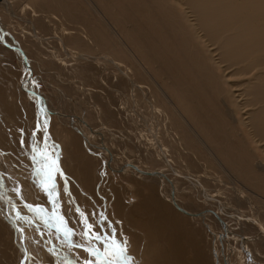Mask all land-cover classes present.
Listing matches in <instances>:
<instances>
[{"label": "bare ground", "instance_id": "obj_1", "mask_svg": "<svg viewBox=\"0 0 264 264\" xmlns=\"http://www.w3.org/2000/svg\"><path fill=\"white\" fill-rule=\"evenodd\" d=\"M16 7L23 11L22 16L17 17L19 23L25 22L20 33L29 31L35 41H43L44 34H54L50 38H55V46L44 57L45 64L50 66L47 70L52 69L49 72L60 76L62 65L72 59L80 65L71 74L90 71L97 74L98 66L111 73L116 85L128 92L120 106L128 113L146 146L148 166L113 155L111 140L107 148L88 138L91 124L84 115L88 113L94 123L103 124L112 122L110 119L119 112L118 108L113 111L114 104L105 101L107 98H101L100 105L92 101L100 115L92 116L93 109L83 110L81 124H73L74 131L80 135L68 134H72L68 144L72 151L63 144L65 156L60 162L71 189L80 192H90L99 171V159L93 158L85 146L101 147L109 157L110 170L118 169L117 162L113 164L117 158V161L122 160V166L118 164V167L124 166V171L162 179L166 189L154 180L152 189L143 188L146 199L125 206L118 203L111 216L113 220L108 219L130 242V254L139 264H209L210 261L206 262L209 256L199 251L202 248L193 249L189 243L187 249L192 250L193 256L189 261L184 260L179 241L184 236L183 231L194 232L195 222L190 223L187 215L197 213L189 207L196 205L195 202L215 208L226 219L235 220L242 231L249 230L248 225L244 227L248 222L257 236L264 239V0H0L3 13H0V34L5 37L0 49L13 50L23 63L24 72L13 94L0 85V157L3 158L4 152L3 165L6 161L12 164L9 173L18 178L15 180L18 183L26 167L14 159L23 153L22 163L25 158L33 162L31 156L24 154L32 146L21 144L14 131L11 132L15 127H10V131L8 123L5 124L7 118L21 120L17 102L23 107L25 98L19 84L40 109L46 107L32 87V61L26 57L27 52L36 59L33 61L36 66L44 62L38 58L41 52L34 41L24 39L21 45V39L17 40L19 33H15L12 22ZM103 74L106 73L101 72L100 81L104 80ZM36 79L41 80L40 76ZM106 81L109 82L108 77ZM75 103L81 110L85 108L83 102ZM61 112L54 110L53 118L64 119ZM52 115L48 116L47 132L55 134V126L63 124L52 120ZM61 130L55 135L63 141L67 134ZM107 133L111 139L114 137L110 130ZM163 168L178 174L174 187L169 188L171 182H167L165 174L159 173ZM4 178L0 181L7 183L8 179ZM181 179L187 180L184 190L197 193L187 204L180 203L179 197L173 194ZM31 180L32 197L38 198L41 187L34 178ZM211 184L218 188L217 194L212 196L207 194ZM158 189L165 194L158 196ZM225 191L234 192L230 200L228 195L222 196ZM5 203L0 199V242L5 234L14 233L9 227L14 221ZM247 204L252 211L250 217L240 210ZM16 235L15 244L23 252L24 245L20 246ZM191 235L188 236L191 238ZM187 251L189 254L190 250ZM9 261L0 256V264H11ZM24 261L19 254L12 262L24 264Z\"/></svg>", "mask_w": 264, "mask_h": 264}, {"label": "rangeland", "instance_id": "obj_2", "mask_svg": "<svg viewBox=\"0 0 264 264\" xmlns=\"http://www.w3.org/2000/svg\"><path fill=\"white\" fill-rule=\"evenodd\" d=\"M13 1L14 0H6V2H13ZM22 12L23 11L20 9V7H16L14 13L15 16L12 18V22L15 25L14 26L15 31H17L15 33L16 34L19 33V35H17L18 36L17 40L21 39L19 40L21 42V45L24 43L22 42V40L24 39H26L27 41L29 40L34 41L35 45L37 46V49L41 52L38 56V58L43 59L42 61L44 62V63L42 62L43 65L41 66H36L33 63V61L36 62V59L33 58L30 53L27 52L26 57L29 56L28 58H30L32 61V63L30 64V73L32 76H34V81H33L34 84L32 83V87L36 91V93H38L40 100L42 101L43 104H45L43 106L46 108H44L45 112H41L39 105L32 101V99L26 93L24 87L19 84L20 90H22L20 92L23 93L25 98V103L22 102L24 100L21 99L23 105V107H21L20 102L17 101L16 102L18 103L17 105L19 106L20 113H22L23 116L20 114L21 120L18 119V117H14V118L11 117L10 119L7 118L6 119L7 121L5 120V124L8 123L7 125L8 127L6 126L7 130L11 131L12 130L11 128L15 127V130L11 131L12 133L14 131L13 134H16L14 136L18 137V139L20 140L22 139L25 140L24 142L25 145L27 144L28 146L29 145L32 146V143L34 141V137L32 136V133L36 129L37 121L40 120L42 122L45 118L47 119V121H49L48 116L52 115V113H54V110L56 109H59V111L61 110L62 112L60 115L64 119H58L56 118L57 116H55L54 118L56 119H54L53 118L54 115H52L51 118L52 120L64 122V123L61 122V124L63 125L58 124L55 126V131H56L55 134L57 135V133L62 132L61 129H63V132L65 131L67 134V138L63 139V141L66 143H63L62 138L60 139L59 136H56L55 134L51 133V131H49L48 136L49 139L51 138L49 142L50 146L51 145L58 146L55 149V151H57L60 155L59 166L62 169L60 161H62L63 157L65 156L64 148L62 145L64 144L67 147L66 148L67 150L68 148H70L71 150L69 149L68 151L71 152L72 147L68 146V144L71 141L72 134L71 136L68 134L76 133L77 135H80L78 132L74 131L73 124L76 125L81 124L79 120L83 119L82 116L84 114L83 110H85V112H88L89 110L93 109L91 114L92 116L96 117L100 115L98 109L96 107H93L94 105H92V101L99 104V102H102L107 98V100L105 101H111L115 105V106L112 105L111 107L112 109L114 108L113 111H116V109L118 108L119 112L116 113L117 115L114 114L112 119H110V121L113 120L112 122L104 121L103 124H101L100 121L94 123L91 119H89L88 113L86 114V116L84 115V119L91 124L88 138L92 140L91 142L97 144L98 146L104 144L107 148L110 147L108 142L111 140L110 145L114 149L113 151L111 148L113 155L115 154L117 155V157L122 156L123 159H126L129 162H134L137 164L148 166L147 158H145V152H144L146 146L144 147L142 138L137 133L135 127L132 126L128 113L124 111V109L120 106L121 100L124 97L128 96V92L127 90H125L126 88H123L122 86H117L116 83L114 82L115 80L111 78L112 76L111 73H108L107 70H103L98 66H96V68L99 70L98 71L99 73L97 74L95 73L93 74L91 71L84 72L82 75L71 74L74 70H78L77 67L80 65L79 62L77 63L73 62L72 59H67L66 65H62L64 66V68H62L60 76H55L53 72H49L52 71V69L51 70L49 69V71L47 70L50 66L48 64H45L46 62L44 60V57L45 56L47 57V53L51 51L53 46H55L54 45L55 38H50L54 34H52V36L50 34H44L43 41L40 39L35 41L34 40L35 37L30 38L29 31H27V34L20 33L21 30L25 27L24 26L25 22H20L21 23L20 24L17 17H21ZM0 13L3 15L2 11H0ZM15 54L16 53H14V51L11 50L10 48L8 49V51H4L0 49V85H2L3 90L6 91V89H8V92L10 93L12 92L11 94H13V90H16V86L20 78L24 77V72L22 68L23 63L21 62L20 59L18 60V58H16ZM92 66L94 67V65ZM101 72L102 73L105 72L106 74H108L107 77L109 78V82L106 81L107 80L106 74L102 75L104 76L105 81L104 80L100 81L99 77L101 76ZM36 76L37 77L40 76L41 80L36 79ZM93 77H95V79H93ZM96 93L99 94L100 98L96 97L97 95ZM14 95H16L15 91H14ZM108 95L110 96L109 98ZM75 102L78 103L83 102L85 108L81 110ZM46 109H47V113H46ZM64 120L66 121V123ZM11 123L15 124V126L12 125ZM25 123L27 124L29 123V125L27 124L25 125ZM27 128H29L28 131ZM21 130L23 131L21 132ZM109 130L114 134V137H112V139L109 137V134L107 133ZM99 133L100 135H98ZM38 140H41L39 146L42 147L43 145L42 131L38 132L35 136V141L37 142ZM59 144L61 146H59ZM85 147L87 152L93 155V158L96 157L99 159V161L97 160L99 162V171L97 172L96 178H94V183L90 187V189L92 188L90 192L89 191L80 192L79 190L76 191V189H71L69 179L67 178V173H65L64 169H62L64 176L61 177L58 175L56 179L58 191L60 193L59 199H62L61 201L59 200L60 203L62 202L60 204L61 207L59 209V212L66 217L68 226L76 231L77 236L74 237V240L77 244L84 243V240L80 235L82 229L80 223L78 222L79 215L76 212L77 208H80L81 211L89 215V219L93 223L94 220L92 219L91 214L94 212L103 211L105 215L108 217V219L113 220L111 216L114 214V210H116L118 203L119 205L121 204V206L122 205L125 206V205H130L132 203L134 204L138 200L146 199L145 196L146 191L143 188L152 189L154 180L157 181L160 187L166 189L165 185L162 184L161 181L162 179L160 180L155 176H147L136 173L134 174L132 171L129 170L124 171L123 169L124 166L118 167L121 164L120 161L122 160L117 161V158L114 160L113 164L117 162V166L115 167L118 169L110 170L108 167L109 157L106 153L103 152V150L100 149L101 147L96 148L93 146L92 148L90 147V149L88 148V146ZM22 149L23 147L20 148V151ZM49 150L52 151L53 149H51L50 147ZM26 153L28 154L29 157L30 156L32 157L33 154L32 147H30L29 151L27 150V152H25L24 154ZM2 155L4 158L5 153L3 152ZM21 155H23V153L18 154L17 159H14V161L16 162L19 161L18 163L22 165L24 164V167H26L22 170L24 171L25 175L23 178L19 180L18 183L16 182L18 178L14 174L9 173L10 171L9 167L12 164L7 163L6 161L7 164L5 163L4 166L3 160H5L6 158L3 159L0 157V176H1L0 178L5 177L6 179H8L7 183L4 182L2 183L0 181L1 182L0 184H2V187H0V193L6 195V197L8 196V199H10L12 203H14L17 206V210H19L22 215L33 217L34 223L32 225H27L21 221H16L15 223L12 222L10 224L9 227L11 230H13L14 232L12 233L13 235L5 234L3 240H1L0 242V249H1L0 256L2 260L3 259L8 261L10 260L9 262L11 264H14L12 261H14L19 254L23 256V260L25 259L24 264H63L65 257H67V259L71 261L72 264H77L78 259H87V253H85L81 249L79 248L69 249L65 245H62L60 241L57 239L55 229L46 228L43 223H41L39 220H36L34 218L33 213H31L27 208L24 207L25 204H31L33 206H37V205L42 206L46 208L49 211V213H51L53 210L50 202L45 203V201H49V199L46 198L47 194L42 189L40 191L39 194L40 196L38 198L32 197L33 195L31 193V189H32L31 179L34 178L36 180V183H38L37 182L38 178L32 172L33 162H31L32 163L31 164L28 161V159L25 158V163L24 160L22 163L20 161ZM152 169L155 170V168ZM159 173L165 174L167 177L165 178L167 179V182L169 181L171 182L169 188L174 187L175 181L179 179L177 178L178 174L176 173V171L174 172L168 168L164 170H160ZM100 174H102V176ZM198 174L202 175L203 172L200 173L198 172ZM65 182H67V191H65ZM177 184L178 187L173 191V194L179 197V202L183 204L184 203L187 204L189 202L188 201L189 199L193 200V198L196 196L197 193L194 190L183 189L187 187L186 186L187 180L181 179L177 181ZM212 185L213 184L210 185V191L207 192V194L211 196L213 194H217L216 190L218 189L214 185L213 186ZM17 187H19L21 190L20 196H18L14 191V189H16ZM158 190H159L157 192L158 196H160L161 194H165L164 191H162V189H158ZM212 190L215 191V193ZM76 192L78 195L74 194ZM78 192L80 193V196ZM232 193L234 194V192L232 191H225V194H223L222 196L226 197V195H228L230 200L231 198L230 194L232 195ZM7 204L8 203H5L6 206ZM195 204L196 205L192 204V206L189 207L192 209L193 212H197V213L192 215L184 214L189 216L190 223L195 222L194 224L196 225L194 227V232H190L188 234L185 233L186 231H183L182 234L184 236L179 240L181 247H183L184 260L189 261L191 256H193L192 250L187 249L188 247L187 243H189L193 249L195 247L198 248V246L199 248H202L199 249V251L202 252V254L205 253V256L207 258L209 256V258L206 261V262L210 261L209 264H264V239H261L260 236H257V233L252 228V226L248 224V222L244 223L245 224L244 227L249 226L250 227L249 230L245 229V231H242L240 225H238L235 222V220L226 219L215 208H209L205 205L200 204L199 202L198 203L195 202ZM229 205L230 207L232 206V204ZM249 206L250 205L247 204L246 208L244 207L240 208V210H242V212L248 217H250L252 212L251 209H248L250 208ZM7 209L14 221V214L11 212L10 204H8ZM198 214L200 216H198ZM190 216H196V217L194 218ZM4 217L7 218L6 214L4 215ZM115 221L119 222L117 219ZM12 224H14L15 226H13ZM186 224H188V222ZM18 228H22L23 233L20 234L21 231H18L17 230ZM195 228L197 229L198 232L195 230ZM15 233L18 234L16 236H18L19 238V243L21 244L20 246L24 245L23 252L15 244L16 243V239L14 237ZM22 235H23V239L21 238ZM188 235H191V238ZM9 246H11V248ZM34 248L35 249L37 248L36 251L34 250ZM53 248L55 249V252L52 251ZM187 250H190L189 254ZM42 253L45 256L42 255ZM42 256L44 259L42 258Z\"/></svg>", "mask_w": 264, "mask_h": 264}, {"label": "snow or ice", "instance_id": "obj_3", "mask_svg": "<svg viewBox=\"0 0 264 264\" xmlns=\"http://www.w3.org/2000/svg\"><path fill=\"white\" fill-rule=\"evenodd\" d=\"M5 39L3 34H0V43ZM43 112V108L40 109ZM48 121L45 118L42 122L37 121L36 129L32 133L34 137L32 145V161L35 164L33 168L34 175L38 178L41 189L47 194L49 202L52 204L53 210L51 213L42 206H33L25 204L36 220H39L45 225L46 228H54L57 239L62 245L67 248H79L87 253V259H78L77 264H139V262L130 254V242L118 232L116 225L108 220V217L103 211L92 213L94 223L90 221L89 215L81 211L80 208L76 209L79 215V223L81 225V233L84 243L77 244L74 240L76 232L73 228L68 226L66 217L59 212L60 201L59 191L56 183L57 176H64L62 169L59 166V153L55 151L58 147L56 145H49ZM23 130H21L22 132ZM43 134L42 147L35 141V136L38 132ZM24 140H21V144ZM53 149L50 151L49 149ZM2 187V184H0ZM18 196L21 195L19 187L14 189ZM65 191H67V182H65ZM0 199L5 200L6 203L11 205V211L14 214V223L21 221L27 225L34 223L33 217L22 215L17 206L12 203L8 197L0 193ZM22 199V196H21ZM12 218V217H10ZM117 224L119 222H116ZM99 229V230H97ZM18 231L23 233L22 228ZM23 239V235L21 237ZM55 252V249H52ZM63 264H72L71 261L65 257Z\"/></svg>", "mask_w": 264, "mask_h": 264}]
</instances>
